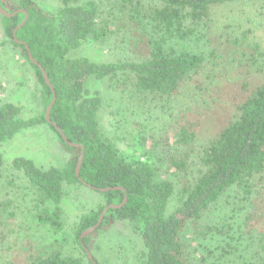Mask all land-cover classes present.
Instances as JSON below:
<instances>
[{
    "label": "trees",
    "instance_id": "1",
    "mask_svg": "<svg viewBox=\"0 0 264 264\" xmlns=\"http://www.w3.org/2000/svg\"><path fill=\"white\" fill-rule=\"evenodd\" d=\"M119 1L132 58L97 63L69 57L83 44L102 43L107 38L108 23L98 21L95 1L59 0V8L44 10L35 0H0L9 14L23 10L28 16L16 32V39L23 43L18 44L13 31L25 14L19 12L11 18L0 15L4 36L0 47L9 43L20 50L40 86L41 104L36 116L25 119L21 107L1 102L0 145L25 129L45 124L69 153L64 165L48 170L37 167L31 159L12 160V169L36 193L39 208L32 223L57 238L39 245L24 237L7 264H83L65 251L69 238L64 234L62 208L68 188H88L82 182L103 200L97 210L83 214L71 229L83 255L94 232L82 242L81 234L97 224L105 207L120 205L125 195L126 204L109 208L96 231L126 222L142 240L144 252L137 253L135 264H190L185 231L190 227L200 233V221L210 208L237 187L249 204L244 226L256 233V258L264 261V75L254 78L246 68L239 70L237 79L239 74L229 77L224 70L237 55L251 56L259 51V45L248 42L246 34L230 42L229 32L215 33L212 19L217 8L253 0ZM25 45L45 70L56 94L51 124L46 121L45 110L52 91L39 67L30 62ZM116 74L128 75L132 94L138 96L146 93L172 102L185 92L195 98L194 105L170 124L169 146L143 136L139 148L126 158L103 137L98 118L102 99L97 91H89L86 83L91 78L103 80ZM53 125L70 143L84 149L79 172L82 182L75 175L81 149L68 146ZM201 135L210 136L198 147L195 143ZM3 164L0 154V173ZM107 188H122L124 192H99ZM173 197L177 203L169 209ZM15 219L11 202L0 201V253L16 250Z\"/></svg>",
    "mask_w": 264,
    "mask_h": 264
},
{
    "label": "rangeland",
    "instance_id": "2",
    "mask_svg": "<svg viewBox=\"0 0 264 264\" xmlns=\"http://www.w3.org/2000/svg\"><path fill=\"white\" fill-rule=\"evenodd\" d=\"M35 1L44 10L60 7L59 0ZM93 1L99 7L98 21L108 23L107 38L102 43H85L71 51L69 57H84L97 63L131 59L130 35L123 29L126 22L122 3L119 0ZM212 19L215 33L229 32L232 36L230 42L246 34L248 42L259 45V51L253 55L239 54L233 63L226 67L224 65L226 74L229 73V77L239 74L238 79L241 76L239 70L247 68L254 78L259 74L264 75V0L217 8L212 13ZM3 40L0 22V42ZM224 70L221 73L225 74ZM131 84L132 80L126 74H116L103 80L91 78L86 83L87 89L97 91L102 99L98 118L103 137L111 140L126 158L139 148L138 142L143 136L169 146L173 119L196 102L185 92L172 102L156 99L154 95L146 93L138 96L132 94ZM39 91L40 86L20 50L9 43L0 47V103L10 102L21 107L22 117L28 119L36 116L41 108ZM201 136L195 143L198 147L205 145L210 135ZM0 154L4 161L0 173V201L11 202L16 218L14 232L18 236L15 251L0 253V264H7L14 258L24 237H30L39 245L57 238V235L53 236L32 223V216L39 208L36 193L27 180L12 169V160L19 157L31 159L37 167L48 170L64 165L69 153L54 132L43 124L25 129L2 143ZM168 176L173 178L172 175ZM102 203L99 193L82 186L68 188L67 197L62 203L66 222L64 234L69 238L65 251L80 258L83 264H90L89 258L79 249L71 229L83 214L97 210ZM176 203V197H173L169 209H173ZM248 207V200L237 187H233L202 218L200 233L189 227L184 233V241L190 264H264V261L256 258V233L244 226ZM88 252L99 264H135V256L144 250L141 238L130 230L128 223L116 222L108 230H98L92 234Z\"/></svg>",
    "mask_w": 264,
    "mask_h": 264
},
{
    "label": "water",
    "instance_id": "3",
    "mask_svg": "<svg viewBox=\"0 0 264 264\" xmlns=\"http://www.w3.org/2000/svg\"><path fill=\"white\" fill-rule=\"evenodd\" d=\"M19 12L24 13V14H25V18H24V20L21 22V24H19V25L14 29V31H13V36H14V41H15L16 43H18V44H23V43L19 42V41L16 39V32H17V30H18L19 28H21L22 26H24L25 23L27 22V18H28L27 14H26L25 11H23V10H20V11H17V12H14V13L9 14V13L6 12V11L1 7V5H0V15H1V16H4V17H6V18H11V17L15 16L16 14H18ZM25 48H26V50H27V55H28V58H29L30 62H31L32 64H34V65H36V66L39 67V69H40L41 72H42V76H43V79H44L46 85H47L48 87L51 88V91H52V100H51V103L47 106V108H46V110H45V118H46V121H47L49 124H51V121H50V111H51V108H52V106L54 105V103H55V101H56V94H55V91H54L53 88L51 87V84H50L49 78H48V76H47L45 70H44L40 65H38L37 62L33 59L32 55H31V53H30V51H29V48H28L26 45H25ZM53 126L55 127V129H56L57 132L60 134V136H61V138L63 139V141H64L68 146H70V147H75V148H80V149H81V153H80V155H79V158H78V161H77V165H76V170H75V175H76V177L79 178V172H80V168H81V165H82V160H83V157H84V149H83L82 147L78 146V145H74V144L70 143V142L67 140L66 136H65V135L63 134V132L61 131V129H60L59 127H57L56 125H53ZM79 180L81 181L80 178H79ZM81 182H82V181H81ZM82 184L85 185V186H87L89 189L94 190V188H92V187L89 186V185H86L84 182H82ZM111 189H113V190H121V191L124 192V190H123L122 188H107V189H99V192H102V193H103V192L109 191V190H111ZM126 202H127V198H126V196L124 195L123 201H122V203H121L120 205H110V206H108V207H105L104 210L102 211L101 215H100V218H99L97 224H96L95 226L91 227L90 229L84 231V232L81 234V236H80V237H81V242H82L83 238H85V237L91 235L93 232H95V231L97 230V228L101 225V223H102V221H103V219H104L105 213L108 211L109 208H110V209H117V208H120V207L124 206V205L126 204ZM83 248L86 250L85 247H83ZM86 254H87L89 260H91L94 264H96V262L93 260V258L91 257V255L89 254L88 251H86Z\"/></svg>",
    "mask_w": 264,
    "mask_h": 264
}]
</instances>
